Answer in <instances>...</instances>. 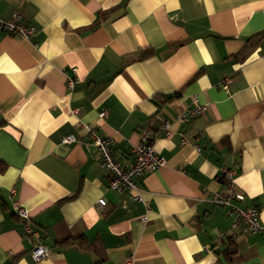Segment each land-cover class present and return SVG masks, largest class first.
<instances>
[{
    "label": "crops",
    "instance_id": "obj_1",
    "mask_svg": "<svg viewBox=\"0 0 264 264\" xmlns=\"http://www.w3.org/2000/svg\"><path fill=\"white\" fill-rule=\"evenodd\" d=\"M15 15L35 33L0 32V264H264L262 237L212 200L234 168L237 206L264 223V0H0ZM84 124L122 166L141 142L163 158L137 180L142 202L107 188L94 147L62 143Z\"/></svg>",
    "mask_w": 264,
    "mask_h": 264
},
{
    "label": "built area",
    "instance_id": "obj_2",
    "mask_svg": "<svg viewBox=\"0 0 264 264\" xmlns=\"http://www.w3.org/2000/svg\"><path fill=\"white\" fill-rule=\"evenodd\" d=\"M0 32L17 37L22 40H28L35 33V28L32 25L21 22L18 16H14L9 21H3L0 19ZM72 73H75V69H71ZM78 79L74 76L67 78V86L71 88ZM232 79L228 76L221 78L217 87L222 91L228 92L229 85ZM204 108L202 106H194L182 113H178L176 120L180 123H185L189 119H192L202 113ZM73 114L75 111H72ZM104 113H100L99 117L102 118ZM82 128L87 130V136L85 139H78L76 136L69 135L62 139L63 144H69L71 142H80L87 146H92L97 151L98 161L100 166L107 173V188L115 192H121L128 190L132 193V200L135 202H142L141 188L138 185L139 180L146 172L157 169L163 165L164 160L158 156L149 142H141L132 149L133 161L126 166H122L113 155V141L96 133L95 130L89 129L87 125H81ZM161 130L164 135H168L169 126L167 122L161 123ZM185 142V139H182ZM195 150L201 153V149L195 145ZM236 176V170L234 168H223L219 171L217 179L219 180L222 189L219 192L214 193L213 202L226 208L228 210V216L230 218V228L235 229L238 226L243 228L246 234H259L264 242V223L259 219V210L252 207H238L236 203L243 201L244 196L241 192L237 191L234 183ZM145 212H149V208L146 203ZM96 207L99 210H103L106 207V202L99 199L96 202ZM13 212L16 216L23 221V232L26 236L30 237L34 241V246L30 251V255L35 262H40L46 258L49 249L41 241V235L38 230H33L28 223V215L25 210L18 205H14ZM142 223L147 221V215H143L140 218ZM127 264H132L131 260Z\"/></svg>",
    "mask_w": 264,
    "mask_h": 264
},
{
    "label": "trees",
    "instance_id": "obj_3",
    "mask_svg": "<svg viewBox=\"0 0 264 264\" xmlns=\"http://www.w3.org/2000/svg\"><path fill=\"white\" fill-rule=\"evenodd\" d=\"M171 99H173L172 96H170V97H166L164 102L170 101ZM225 253H226V255H227L228 257H231V256L234 254V251H232V250H227Z\"/></svg>",
    "mask_w": 264,
    "mask_h": 264
}]
</instances>
